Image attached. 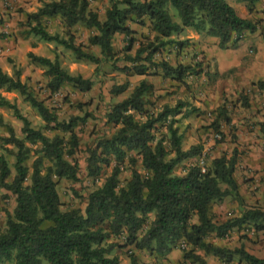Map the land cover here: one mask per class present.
Returning a JSON list of instances; mask_svg holds the SVG:
<instances>
[{"label":"trees","instance_id":"1","mask_svg":"<svg viewBox=\"0 0 264 264\" xmlns=\"http://www.w3.org/2000/svg\"><path fill=\"white\" fill-rule=\"evenodd\" d=\"M240 1L254 5L261 0ZM169 5L177 9L180 22L175 21ZM26 14L27 37L34 35L39 40L60 44L72 51L76 61L95 63L97 71L103 61L114 59L115 36L132 35L128 22L145 24L148 20L154 38L134 55L123 57L132 65L122 70L139 76L149 74L155 65L154 55L185 28L207 31L219 39L222 48L231 41L237 42L245 32L260 30L264 36V20L254 22L240 16L227 0H110L103 20L89 0H50ZM54 17H60L68 29L83 24L96 30L88 42L100 48L102 57L77 44L72 32H68V38L51 33L45 21ZM133 41L130 39L128 50ZM28 57L45 68L49 78L46 87L52 92L64 85L86 92L94 85L92 79L63 67L58 57L52 59L34 52H29ZM117 60L120 59L114 61ZM161 64L166 75L179 80L184 79L190 68L166 61ZM113 65L117 66L115 62ZM257 84L264 89V81ZM129 86V83L116 85L111 92L119 95ZM0 87L25 96L45 121L44 128L57 131L52 137L47 136L32 126L15 103L0 96V106L13 109L23 122L24 134V138H19L12 129L10 136L3 139V149L15 156L14 176L8 156L0 155V188L16 196L14 211L7 212L6 227L0 229V264H122L120 256L112 255L120 246L112 239L121 235H125L124 246L131 247L130 264H144L135 251H151L165 257L175 249L181 250L182 262L191 264H207L198 250L226 264L237 257L241 264H264V255L259 257L243 247L231 249L209 241L212 234L225 238L244 225L253 224L258 231L264 229V210L258 208L246 209L222 222L216 220L214 205L233 195L243 202L235 177L237 155L215 158L205 172L195 164L183 175L175 173L181 162L199 155L202 149L201 145L188 150L182 147L183 134L175 126L174 116L180 114L184 103L175 107L166 105L158 113L151 111L149 96L154 85L146 80L127 98L115 103L106 118L117 130L111 137L99 139L90 149L87 174L98 178L111 161L116 164L102 185L90 192L84 211L79 207L63 210L58 183L64 178L79 180L80 165L75 155L80 142L76 128L87 117L60 120L33 95L22 81L20 71L10 75L0 69ZM161 128H166L167 135H157ZM261 131L264 137V125ZM8 144L16 150L10 151ZM33 147L36 156L29 166ZM138 161L146 174L137 168ZM125 162L131 165V177L122 185L121 165Z\"/></svg>","mask_w":264,"mask_h":264},{"label":"rangeland","instance_id":"2","mask_svg":"<svg viewBox=\"0 0 264 264\" xmlns=\"http://www.w3.org/2000/svg\"><path fill=\"white\" fill-rule=\"evenodd\" d=\"M227 1L240 16L254 22L264 20V0L254 5L240 0ZM44 2L45 0H0V69L12 74L20 71L22 81L28 85L33 95L55 112L60 120L73 116L87 117L86 122H81L76 128L80 142L75 155L80 165L79 180L73 182L64 178L58 183L63 210L79 207L84 211L90 192L102 185L111 174L115 160L111 161L110 166L103 168L98 178L87 174L90 149L96 146L99 139L111 137L116 132L117 127L107 121V113L115 103L127 98L143 79L154 85L148 109L158 113L166 105L175 107L184 103L180 114L174 116L177 120L175 126L183 134L182 147L184 150L195 145L202 147L199 155L188 158L177 166L176 174H185L195 164L207 171L215 158L237 155L239 163L235 177L239 182V195L243 202L234 195L226 197L223 207L214 205L216 220L222 222L241 215L249 208L264 210V137L261 131L264 122L258 118L260 114H264V89H260L257 84L264 81V36L260 30L245 32L237 42L231 41L222 48L219 46V39L207 31L197 32L185 28L174 34L171 37L173 42L154 55L155 65L151 66L149 74L139 76L122 70L123 67L132 65L123 57L134 55L155 34L151 31L148 20L145 24L136 20L129 21L128 24L133 29L132 35L120 33L115 36L114 59L103 61L97 71L95 63L76 61L72 51L60 44L40 42V46L33 42L37 37H27L29 27L26 13L34 11L35 7L39 8ZM89 2L103 20L110 0ZM169 10L175 21L180 22L177 9L169 5ZM45 23L51 33H59L66 38L69 37L68 32H72L77 44L84 45L85 50L102 57L100 48L90 46L88 42L96 30L83 24L68 29L60 17L48 19ZM132 38L133 45L128 50ZM181 41L183 44H180ZM29 52L52 59L58 57L63 67L73 74L92 79V89L82 92L71 85H64L60 90L52 92L46 87L49 78L45 68L34 63L28 57ZM117 58L120 60L114 61ZM165 61L174 66H190L184 79L166 75L161 64ZM125 83L130 84L125 92L119 95L111 92L114 86ZM0 96L15 103L34 128L41 129L47 136L56 134L57 131L44 128L45 121L25 96L16 91H6L5 87H0ZM193 108L197 110L188 113ZM22 126L23 122L15 116L13 109L0 106V155L4 153L8 156L13 176L15 156L3 149V139L10 136L12 129L17 137L24 138ZM157 135H167L166 128L159 129ZM6 147L10 151L16 150L11 144ZM34 149L36 147H33L29 166H32L36 156ZM137 168L146 174L141 161H138ZM130 177L131 165L125 162L121 165V184L124 185ZM15 206L16 196L11 191L0 188V229L6 227L7 212L13 213ZM225 238L219 241V246L231 249L243 247L256 256L264 255V229L258 231L253 224L232 230ZM209 239L216 237L212 234ZM112 241L120 244L112 255L117 253L121 260L130 261L128 256L131 247L124 246L125 235L113 237ZM177 251V254L165 257L151 251L135 253L144 264H191L182 262V252L179 249ZM236 259L231 264H241L238 257ZM207 264L226 263L211 256Z\"/></svg>","mask_w":264,"mask_h":264},{"label":"crops","instance_id":"3","mask_svg":"<svg viewBox=\"0 0 264 264\" xmlns=\"http://www.w3.org/2000/svg\"><path fill=\"white\" fill-rule=\"evenodd\" d=\"M45 1H48V0H45ZM41 3V2H40ZM40 6H42V4H40L38 7H40ZM38 10V8L37 7H35L34 8V11H30V12H28V13H31V12H35V11H37ZM188 30H191V29H188ZM31 36H34V35H31ZM31 36H29V39H30V37ZM36 37V36H35ZM38 38V37H37ZM33 42H35L36 44H39L40 46H41V43L40 42H43V43H48V42H45V41H42V40H38V39H36V41H33ZM44 56V55H43ZM47 57H49V56H47ZM2 71L3 72H7V71H5L4 69H2ZM8 74H10V75H12V73L11 72H7ZM143 80H145V79H143ZM258 118L262 121V122H264V114H260V116H258ZM258 120V119H257ZM262 125H264V124H262ZM262 125H261V129H262ZM239 183V182H238ZM221 207H223V203L222 204H220V208ZM225 221V220H224ZM233 231H234V229H233ZM231 233V232H230ZM214 236H215V234H213ZM229 236V235H228ZM216 237V239H209V241H211V242H213V243H215L216 245H218V243H219V241L220 240H225L226 238H219V237H217V236H215ZM178 249H175V250H173L169 255H172V254H175L176 252H179V251H177ZM198 252H200L204 257H205V259L209 262V260H210V258H211V256H213V255H207V254H205L204 252H202V250H198ZM181 253V252H180ZM117 254V253H116ZM177 254V253H176ZM179 254V253H178ZM182 254V253H181ZM121 258V257H120ZM180 258H182V255H181V257ZM128 260V259H127ZM127 260H121V263L122 264H130V261H127ZM181 261H183V258L181 259Z\"/></svg>","mask_w":264,"mask_h":264},{"label":"built area","instance_id":"4","mask_svg":"<svg viewBox=\"0 0 264 264\" xmlns=\"http://www.w3.org/2000/svg\"><path fill=\"white\" fill-rule=\"evenodd\" d=\"M202 171H204V172H205V168H202ZM183 246H185V244H183Z\"/></svg>","mask_w":264,"mask_h":264}]
</instances>
